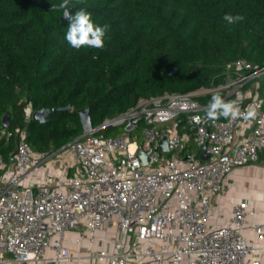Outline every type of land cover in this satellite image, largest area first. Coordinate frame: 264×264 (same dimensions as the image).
Wrapping results in <instances>:
<instances>
[{
    "label": "built area",
    "instance_id": "built-area-1",
    "mask_svg": "<svg viewBox=\"0 0 264 264\" xmlns=\"http://www.w3.org/2000/svg\"><path fill=\"white\" fill-rule=\"evenodd\" d=\"M235 66L236 78L218 88L142 99L57 151H33L20 131L14 153L0 154V264H264V223H249L243 204L229 223L209 224L229 174L264 155V68ZM217 91L242 112L256 107V119L204 122L208 105L194 97ZM116 127L124 132L106 136Z\"/></svg>",
    "mask_w": 264,
    "mask_h": 264
},
{
    "label": "trees",
    "instance_id": "trees-1",
    "mask_svg": "<svg viewBox=\"0 0 264 264\" xmlns=\"http://www.w3.org/2000/svg\"><path fill=\"white\" fill-rule=\"evenodd\" d=\"M61 2L0 0V132L3 117L11 118L10 137L0 136L5 158L20 131L35 152L64 148L84 133L80 110L89 109L98 127L142 99L218 88L236 78L239 61L264 68V0H70V13L82 8L108 26L103 48L78 50L65 39L62 10L52 11ZM225 15L243 19L229 24ZM258 82L264 96V74ZM216 93L232 100L225 91L194 98L208 105ZM68 106L45 123L26 120L29 107Z\"/></svg>",
    "mask_w": 264,
    "mask_h": 264
},
{
    "label": "crops",
    "instance_id": "crops-1",
    "mask_svg": "<svg viewBox=\"0 0 264 264\" xmlns=\"http://www.w3.org/2000/svg\"><path fill=\"white\" fill-rule=\"evenodd\" d=\"M213 216L209 224L225 225L232 218L233 207L243 204L249 211V223H264V155L256 164L234 169L227 177L224 190L213 198ZM104 233L100 232L101 237ZM247 238H256L251 229L245 231ZM70 247L74 252L78 247L74 244L76 234H70ZM264 245V237L258 241ZM264 263V254H263ZM67 264H95L94 261Z\"/></svg>",
    "mask_w": 264,
    "mask_h": 264
},
{
    "label": "clouds",
    "instance_id": "clouds-1",
    "mask_svg": "<svg viewBox=\"0 0 264 264\" xmlns=\"http://www.w3.org/2000/svg\"><path fill=\"white\" fill-rule=\"evenodd\" d=\"M69 6L70 0H62L58 5H52V11L62 10L63 17L69 21L65 34V39L69 45L77 50L85 46L97 49L103 48V37L106 34L108 26L104 25L101 27L96 25L91 18V14L82 8L73 15L68 11ZM242 19L243 17L239 15L235 17L232 15L224 16V20L229 24H235ZM221 117L231 120L238 118L244 121L255 120L257 109L250 105L247 110L242 112L236 100L225 101L219 93H216L212 95L208 104L204 122L216 121ZM193 119L197 123L202 121V118L199 116L193 117Z\"/></svg>",
    "mask_w": 264,
    "mask_h": 264
},
{
    "label": "water",
    "instance_id": "water-1",
    "mask_svg": "<svg viewBox=\"0 0 264 264\" xmlns=\"http://www.w3.org/2000/svg\"><path fill=\"white\" fill-rule=\"evenodd\" d=\"M68 11L70 12L71 9L69 8ZM63 23H68L69 21L66 18H62ZM177 73V70H172L167 72L168 75H173ZM72 111V106L68 107H63V108H55L53 110L50 109H41L37 110L33 114V120L40 122V123H45L47 120L52 117L53 114H58V113H64V112H71ZM81 118V123L83 125L84 131H90L93 129V124H92V118H91V113L89 109H83L78 112ZM139 121V120H138ZM135 121L133 122L132 126L130 129L134 127V125L138 122ZM11 125V118L9 115H5L2 119V127L8 129ZM161 149L164 152L168 151V146H167V139L164 138L161 142ZM206 149L203 150V158H206L205 155ZM138 155L142 158L144 164L147 163V155L144 154L141 150L138 152Z\"/></svg>",
    "mask_w": 264,
    "mask_h": 264
},
{
    "label": "rangeland",
    "instance_id": "rangeland-1",
    "mask_svg": "<svg viewBox=\"0 0 264 264\" xmlns=\"http://www.w3.org/2000/svg\"><path fill=\"white\" fill-rule=\"evenodd\" d=\"M201 90H207V89H201ZM124 132V129L123 127H116V128H113L112 129V134L110 137H115V136H118L120 134H122ZM214 213H212V216H213Z\"/></svg>",
    "mask_w": 264,
    "mask_h": 264
}]
</instances>
